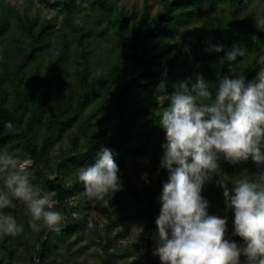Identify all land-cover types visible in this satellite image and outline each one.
<instances>
[{
  "label": "trees",
  "instance_id": "obj_1",
  "mask_svg": "<svg viewBox=\"0 0 264 264\" xmlns=\"http://www.w3.org/2000/svg\"><path fill=\"white\" fill-rule=\"evenodd\" d=\"M39 1L62 15L59 27L53 18L21 13L0 2V147L19 149L21 156L30 153L31 182L55 192L59 201L56 207L64 218L58 230L46 227L39 234V264H47L55 238H69L87 222L89 203L86 197L78 200L84 185L75 169L94 163L101 145L112 150L124 193L107 208L109 223L102 237L106 263L122 235L114 229L123 219H114L112 213L123 212L122 204H129L124 196L141 202L138 219L147 234L160 212L168 172L160 166L166 139L155 86L164 73L169 92L173 82L194 81L198 73L216 85L225 76L233 78L234 62L222 63V58L234 46L245 49V75L254 80L264 66V0H163L155 15L149 0L140 13L118 0ZM255 2L259 11L251 8ZM223 5L233 13L213 12ZM206 41L223 44L224 52H207ZM56 146L61 154L52 178L42 164ZM144 160L147 182L138 170ZM219 163L227 174L223 157ZM238 164L250 175L264 171V165L251 159ZM129 169L137 172L135 177ZM216 180L213 176L204 184L208 198L221 190ZM137 182L141 196L136 194ZM14 203L4 211L18 222L28 221L24 204ZM76 214L82 217L77 220ZM236 241L243 239L238 236ZM11 242V235L0 236L4 249L10 250Z\"/></svg>",
  "mask_w": 264,
  "mask_h": 264
},
{
  "label": "clouds",
  "instance_id": "obj_2",
  "mask_svg": "<svg viewBox=\"0 0 264 264\" xmlns=\"http://www.w3.org/2000/svg\"><path fill=\"white\" fill-rule=\"evenodd\" d=\"M205 43L209 53L224 52L223 44ZM245 55L239 46L225 53L222 63L234 62V77L225 76L218 85L198 73L194 81L173 82L169 92L164 73L155 86L166 139L160 166L168 172L155 221L153 254L162 264H242V256L243 264H264V171L250 175L244 169L230 177L219 163L223 157L233 164L251 159L264 165V66L249 81ZM19 152L0 147V236L24 231L23 224L4 211L16 206L14 200L25 205L34 232L43 227L58 230L63 215L56 209V193L31 182L34 160L30 153ZM118 172L112 150L101 145L95 162L77 167L75 176L89 199L109 207L121 189ZM213 176L223 190L225 209L234 213L232 235L241 237L243 245L226 238L227 217L208 212L209 202L201 193ZM144 179L147 182V174Z\"/></svg>",
  "mask_w": 264,
  "mask_h": 264
},
{
  "label": "rangeland",
  "instance_id": "obj_3",
  "mask_svg": "<svg viewBox=\"0 0 264 264\" xmlns=\"http://www.w3.org/2000/svg\"><path fill=\"white\" fill-rule=\"evenodd\" d=\"M50 2L56 0H48ZM0 2L10 3L14 7H16L21 13L28 12L30 14H39L42 18L55 20V24L57 27L60 26L62 21V15L55 10L48 8L44 3L39 0H0ZM121 5H125L128 10H136L140 13L142 10L145 0H118ZM151 5V12L153 15L162 10L163 0H149ZM252 10H257L258 5L253 3L251 5ZM224 10L225 13H233L230 6H221L217 9L213 10L214 13H220ZM262 30L264 31V22L260 23ZM59 147H54L49 154V158L46 162L42 164L44 170L50 177H54L56 169V158L59 154H61ZM224 160V159H223ZM146 161H141L139 164V171L142 173V178L144 177L145 167L148 166L145 163ZM225 171L226 175H238L242 171V166L238 163L233 164L226 160ZM128 173L136 175L137 172H133L130 169ZM166 181L165 179H163ZM41 186L43 189L47 190L44 185L36 184ZM149 185V183H147ZM229 188L232 187L229 184ZM137 190L136 194L141 196V183L137 182L136 184ZM213 191L210 193V198L205 195L206 188L203 186L202 196L207 199L209 202L208 212L209 214L218 215L221 217H227V234L226 238L230 240H235L238 236L232 235L233 232V216L234 213L225 209L223 190ZM48 191V190H47ZM124 191L121 189L117 191L111 199H119V195H122ZM87 198V202L89 209L87 210V218L86 224L82 227H79L76 231L77 233H73L72 236L66 239H56L54 240V245L51 246L48 252L47 264H162L158 256L153 254L154 249L156 247V235H157V225L155 223V228L152 233H145L144 226L140 225L138 219V211L141 208V202L138 199L122 198L125 200V203L129 202V204H122L123 212L120 210H113L112 216L114 219H123L121 223L116 226L114 229V233H121V237L118 238L117 242L114 244V257L110 259L109 262L103 263L104 255L102 253V246L104 241L102 237H104V228L107 223H109L110 211H107L108 207L102 206V204L94 199H89L82 191L79 194V199ZM121 197V196H119ZM21 202V201H19ZM77 200L72 198V204L76 205ZM58 205V204H57ZM56 205V206H57ZM25 207V205H24ZM26 208V207H25ZM58 211V207H56ZM22 212V211H20ZM120 213V214H119ZM9 214L13 215V213L9 212ZM77 220L79 217H82L80 214H76ZM158 217V216H157ZM156 217V218H157ZM64 218V216H63ZM29 221V220H28ZM28 221L18 222L23 224L24 231L20 234L12 236L11 248L10 250L4 249L0 245V264H39V255L37 253L38 246V237L39 234L46 228H41L40 231L34 232L30 226ZM237 242V241H236ZM243 241L238 244L243 245ZM13 252V255H12ZM12 256V257H11ZM244 257H241V261L243 264Z\"/></svg>",
  "mask_w": 264,
  "mask_h": 264
}]
</instances>
